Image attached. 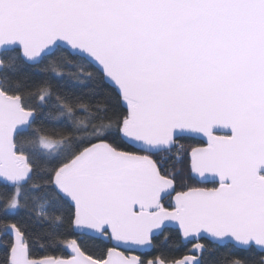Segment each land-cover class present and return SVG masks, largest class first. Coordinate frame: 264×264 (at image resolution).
Segmentation results:
<instances>
[{
	"label": "snow or ice",
	"instance_id": "1",
	"mask_svg": "<svg viewBox=\"0 0 264 264\" xmlns=\"http://www.w3.org/2000/svg\"><path fill=\"white\" fill-rule=\"evenodd\" d=\"M0 264H264V0H0Z\"/></svg>",
	"mask_w": 264,
	"mask_h": 264
},
{
	"label": "trees",
	"instance_id": "2",
	"mask_svg": "<svg viewBox=\"0 0 264 264\" xmlns=\"http://www.w3.org/2000/svg\"><path fill=\"white\" fill-rule=\"evenodd\" d=\"M43 163H44V162H43V161H41V166L43 165Z\"/></svg>",
	"mask_w": 264,
	"mask_h": 264
}]
</instances>
